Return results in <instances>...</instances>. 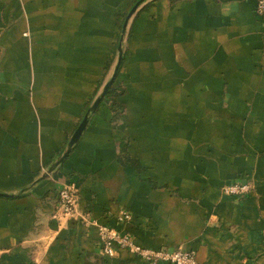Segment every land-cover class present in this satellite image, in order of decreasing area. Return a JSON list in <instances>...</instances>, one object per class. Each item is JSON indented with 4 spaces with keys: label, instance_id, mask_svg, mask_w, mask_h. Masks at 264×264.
Listing matches in <instances>:
<instances>
[{
    "label": "crops",
    "instance_id": "obj_1",
    "mask_svg": "<svg viewBox=\"0 0 264 264\" xmlns=\"http://www.w3.org/2000/svg\"><path fill=\"white\" fill-rule=\"evenodd\" d=\"M255 1L0 0V264H150L123 248L104 255L95 223L59 216L66 182L90 219L141 246L264 264ZM121 35L122 107L102 99L57 163L110 78ZM246 179L244 197L222 193Z\"/></svg>",
    "mask_w": 264,
    "mask_h": 264
},
{
    "label": "built area",
    "instance_id": "obj_2",
    "mask_svg": "<svg viewBox=\"0 0 264 264\" xmlns=\"http://www.w3.org/2000/svg\"><path fill=\"white\" fill-rule=\"evenodd\" d=\"M254 12L264 17V0H256ZM252 188L250 181L236 180L221 186L225 195L244 197ZM79 188L74 182H66L57 191V214L62 218H73L82 222H93L97 226V239L104 255L112 256L116 249L123 248L137 258L150 263L171 264H200L192 250L175 248L172 250L163 248H149L137 244L129 232H120L107 224L96 223L90 219L79 207ZM117 218L121 222L130 220L131 215L126 210H120Z\"/></svg>",
    "mask_w": 264,
    "mask_h": 264
},
{
    "label": "water",
    "instance_id": "obj_3",
    "mask_svg": "<svg viewBox=\"0 0 264 264\" xmlns=\"http://www.w3.org/2000/svg\"><path fill=\"white\" fill-rule=\"evenodd\" d=\"M140 2H136L132 8L129 10L127 16H126V19L124 21V24H123V27L126 26V23H127V20L128 18L130 17V15L134 12V10L136 9V7L138 6ZM121 59H122V37L120 38V43L118 45V48H117V57H116V60H115V64H114V67H113V70H112V73H111V76L110 78L104 83V85L102 86V89L100 91V93L98 94V96L95 98V100L93 101L92 105L90 106V108L88 109V111L86 112V114L84 115L83 119L81 120V122L79 123V125L77 126V128L74 130L73 134H72V137H71V140L69 141V143L67 144V149L64 151V153L62 154V156H60V158L58 159L57 163L60 162V160L63 159V157L66 156V154L68 153V151L70 150L71 146H72V143L75 142L80 134H81V131L82 129L84 128V125L86 124V120H87V116H88V113L93 110H95V108L98 106V104L100 103V101L103 99L109 85L112 83L116 73H117V70H118V67L120 65V62H121ZM56 163V164H57ZM52 168L49 170L51 171ZM0 195H3V194H0Z\"/></svg>",
    "mask_w": 264,
    "mask_h": 264
},
{
    "label": "trees",
    "instance_id": "obj_4",
    "mask_svg": "<svg viewBox=\"0 0 264 264\" xmlns=\"http://www.w3.org/2000/svg\"><path fill=\"white\" fill-rule=\"evenodd\" d=\"M121 64H122V62H120L116 76L114 77L112 83L108 87V89H107V91L103 97V100L105 102H109V106H111V108H113L116 111H119L122 107V105L119 101V97H121V95L123 93V87L120 83L116 82Z\"/></svg>",
    "mask_w": 264,
    "mask_h": 264
},
{
    "label": "rangeland",
    "instance_id": "obj_5",
    "mask_svg": "<svg viewBox=\"0 0 264 264\" xmlns=\"http://www.w3.org/2000/svg\"><path fill=\"white\" fill-rule=\"evenodd\" d=\"M122 37V35L120 36V38ZM120 43V42H119ZM116 57H117V52H116ZM116 76V75H115Z\"/></svg>",
    "mask_w": 264,
    "mask_h": 264
}]
</instances>
